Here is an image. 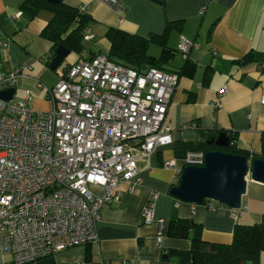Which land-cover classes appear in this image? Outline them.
<instances>
[{"label":"crops","instance_id":"crops-1","mask_svg":"<svg viewBox=\"0 0 264 264\" xmlns=\"http://www.w3.org/2000/svg\"><path fill=\"white\" fill-rule=\"evenodd\" d=\"M22 1L0 0V44L5 43L0 45V71L25 67L14 86V101L29 93L36 111L49 109L46 88L53 87L70 65L87 58L90 51L107 54L109 29L147 38L162 35L166 23L178 22L166 40L173 54L161 63V70L177 74L186 61L194 66L178 76L166 111L171 143L152 154L148 163H139L141 185L135 180L123 182L117 190L119 199L100 207L96 241L56 254L49 259L53 264H182L172 261L170 252L188 251L190 242L168 236L171 220L192 219L202 226L203 241L218 244L231 243L236 224L261 221L264 184L248 180L243 212L236 219L225 206L178 201L169 189L176 184L175 169L182 166L174 152L178 142H197L208 132L222 131L236 137L239 149L261 153L264 0H118L113 6L98 0H62L67 6L86 8L91 40L83 39L82 53L68 52L54 69L50 68L53 44L40 36L52 13L40 10L31 17L20 10ZM182 39L194 45L186 59L178 51ZM250 53L257 60L246 62L244 57ZM149 54L158 58L160 47L151 45ZM223 88L226 92L220 95ZM167 161H174V167H164ZM151 191L157 193L154 221L145 225L141 212ZM259 264H264V251Z\"/></svg>","mask_w":264,"mask_h":264},{"label":"built area","instance_id":"built-area-1","mask_svg":"<svg viewBox=\"0 0 264 264\" xmlns=\"http://www.w3.org/2000/svg\"><path fill=\"white\" fill-rule=\"evenodd\" d=\"M78 13L86 8L78 7ZM83 39L91 40L88 29ZM192 46L180 42L184 59ZM24 70L0 71V91L14 88ZM177 84L175 73L155 67L138 72L98 52L70 65L46 88L45 112L31 107L29 93L22 101L0 99V264H35L96 241L100 207L119 199L123 182L141 185L139 163L171 143L165 115ZM179 159L175 182L182 167L202 166L204 153ZM156 197L151 191L142 209L145 225L154 221ZM230 212L236 219L243 208Z\"/></svg>","mask_w":264,"mask_h":264},{"label":"trees","instance_id":"trees-1","mask_svg":"<svg viewBox=\"0 0 264 264\" xmlns=\"http://www.w3.org/2000/svg\"><path fill=\"white\" fill-rule=\"evenodd\" d=\"M20 10L34 17L40 10H48L52 17L41 31L40 36L53 44V49L63 45L69 52L82 53L81 44L84 32L88 29L89 17L80 15L78 8L67 6L61 1L59 4H49L44 0H23ZM180 23H166L162 35H150L147 38L128 34L118 29H109L106 39L109 44L108 59L114 63L130 67L138 72H143L150 67L162 69L161 63H166L173 52L167 47V36ZM160 47L161 54L158 58L149 54V47ZM53 53V57L54 54ZM96 53L89 52L87 58H92ZM246 62L257 60L251 53L244 57ZM194 66L187 61L177 76L184 75L193 70ZM176 74V73H175ZM196 128H198L195 125ZM222 131H212L203 135L197 142H178L174 146L175 154L181 158L187 152L222 151L236 155H243L249 160H264V133L261 136V153L251 155L236 146V137L226 133L227 147H218L209 144ZM202 134V133H201ZM207 201H205L206 203ZM202 226L192 219L171 220L168 224L167 234L172 238L186 239L190 242L188 251H171L172 261L182 264H259L260 253L264 251V215L259 223L236 224L232 232L230 244L208 243L202 240ZM52 257L38 260L35 264H53Z\"/></svg>","mask_w":264,"mask_h":264},{"label":"water","instance_id":"water-1","mask_svg":"<svg viewBox=\"0 0 264 264\" xmlns=\"http://www.w3.org/2000/svg\"><path fill=\"white\" fill-rule=\"evenodd\" d=\"M44 1L56 5L62 0ZM68 52L63 45H58L50 68L54 69L61 63ZM14 93V88L0 91V99L11 102L14 100ZM208 143L227 147L228 137L221 132ZM248 180L264 184L263 159L249 160L243 155L208 151L204 154L202 166L182 167L176 184L169 189V194L178 201L192 205L212 201L230 210H238L242 206ZM164 257L166 258L165 255Z\"/></svg>","mask_w":264,"mask_h":264},{"label":"rangeland","instance_id":"rangeland-1","mask_svg":"<svg viewBox=\"0 0 264 264\" xmlns=\"http://www.w3.org/2000/svg\"><path fill=\"white\" fill-rule=\"evenodd\" d=\"M26 95V94H25ZM36 111V110H35ZM38 112H45V111H38Z\"/></svg>","mask_w":264,"mask_h":264}]
</instances>
